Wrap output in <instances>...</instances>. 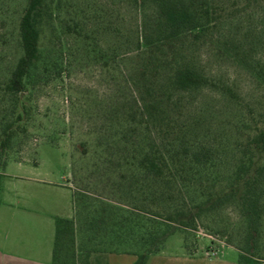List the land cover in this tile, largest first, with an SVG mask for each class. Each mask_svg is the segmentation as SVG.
I'll return each instance as SVG.
<instances>
[{
  "label": "rangeland",
  "instance_id": "1",
  "mask_svg": "<svg viewBox=\"0 0 264 264\" xmlns=\"http://www.w3.org/2000/svg\"><path fill=\"white\" fill-rule=\"evenodd\" d=\"M220 1L228 13L237 15L225 19L211 39H220L232 52L223 60L212 57L208 69L234 83L264 111V85L255 76L264 71V0ZM26 2L0 0V143L11 136L6 149L0 148V213L11 214L7 210L11 204L38 215L57 211L67 215L71 208L70 217L61 218L71 223L60 229V264H89L86 256H95L96 250L143 252L153 226L133 205L147 201L124 178L129 173L118 168L119 146L114 144L115 120H122L131 108L124 78L129 64L126 58L110 56L105 58L111 62L108 67L100 56L115 47L123 52L124 41L113 31L133 26L136 13L131 1L50 3L41 59L26 79L25 91L15 95L5 85L22 56L18 25ZM76 23L82 36L68 32ZM212 112H218L216 123L232 136L231 144L246 139L242 111L219 102L210 91L202 92L184 111L185 117L196 114L206 119ZM224 162L229 169V156ZM223 207L203 213L197 228L177 231L161 252L174 255L183 247L185 253L202 250L207 256L216 247L218 257L237 261L233 255L240 259L239 247H244L247 261L255 259L237 207L232 203ZM259 242L264 255V238Z\"/></svg>",
  "mask_w": 264,
  "mask_h": 264
},
{
  "label": "trees",
  "instance_id": "2",
  "mask_svg": "<svg viewBox=\"0 0 264 264\" xmlns=\"http://www.w3.org/2000/svg\"><path fill=\"white\" fill-rule=\"evenodd\" d=\"M26 1L18 25L22 56L5 85L15 95L25 91L26 79L41 59L42 28L49 4L56 0ZM130 1L136 13L133 26L113 31L124 41L123 52L115 47L100 56L102 60L126 58L129 64L124 78L131 108L122 120H115L114 144L119 146L118 168L129 173L124 178L147 201V205H133V210L153 230L144 239L143 252L96 250L95 256H86L88 263L108 264L110 254H130L137 256L135 264H147L177 231L197 228L203 213L217 212L232 203L242 218L246 245L252 243L250 252L256 256L247 261L246 249L239 247V264H263L258 244L264 238V111L234 83L208 69L212 57L223 60L232 52L220 39L212 41L211 35L225 19L236 16V11L228 13L220 0ZM68 32L83 34L79 23L69 26ZM108 60L104 62L110 67ZM261 70L255 76L264 85ZM204 91L242 111L248 131L240 145V141L231 144L232 136L216 123L218 112H212L210 119L196 114L185 117L184 111ZM18 120L22 121L21 114ZM10 137L8 134L0 143L2 150ZM228 156L229 169L224 162ZM67 223L71 221L57 219L54 264H60L58 238Z\"/></svg>",
  "mask_w": 264,
  "mask_h": 264
},
{
  "label": "crops",
  "instance_id": "3",
  "mask_svg": "<svg viewBox=\"0 0 264 264\" xmlns=\"http://www.w3.org/2000/svg\"><path fill=\"white\" fill-rule=\"evenodd\" d=\"M58 189L70 191L68 188ZM23 209L25 208L11 204L7 206L11 214L0 213V264H54L57 219L69 218L72 209L70 208L67 215L62 211L38 215ZM225 254L226 250L223 252ZM233 258H237V261L218 256L207 257L202 250L185 253L182 247L178 254L172 255L163 251L152 255L147 264H239V258L234 255ZM136 261L137 256L130 254L108 256V264H135Z\"/></svg>",
  "mask_w": 264,
  "mask_h": 264
},
{
  "label": "built area",
  "instance_id": "4",
  "mask_svg": "<svg viewBox=\"0 0 264 264\" xmlns=\"http://www.w3.org/2000/svg\"><path fill=\"white\" fill-rule=\"evenodd\" d=\"M201 234H203V232H200ZM205 235V234H203ZM219 250L216 249V247L212 248L209 252H207V257H216L219 254Z\"/></svg>",
  "mask_w": 264,
  "mask_h": 264
}]
</instances>
